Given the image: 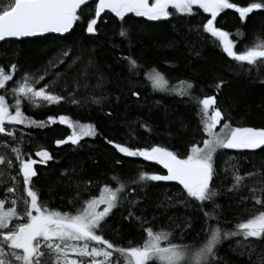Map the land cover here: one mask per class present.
Instances as JSON below:
<instances>
[{
	"label": "snow or ice",
	"instance_id": "6c2138e0",
	"mask_svg": "<svg viewBox=\"0 0 264 264\" xmlns=\"http://www.w3.org/2000/svg\"><path fill=\"white\" fill-rule=\"evenodd\" d=\"M227 10L243 26L234 33L218 20ZM256 15L264 17V0L243 6L235 0H0V42L51 40L55 48L36 71L21 69L18 50L0 58V149L6 150L0 152V264H264V124L238 121V102L225 95L230 81L224 76L240 74L264 88V37L254 30L252 41L237 48ZM132 17L169 25L180 38L169 41V49L183 42L199 60L211 44L230 63L213 68L200 87L194 76L172 85L151 67L144 72L151 90L178 98V104L171 108L157 99L149 105L136 80L143 65L131 52L113 55L103 66L97 57L104 45L101 26L111 28L110 36L104 33L110 49L120 48L117 39L132 44ZM164 63L173 67L171 60ZM62 103L88 113L95 109L123 135H103L95 121L68 115L37 120L24 110ZM179 105L189 107L194 125ZM256 107L264 115V99ZM56 124L71 130L55 140L57 147L81 149L85 138L100 137L119 156L102 161L89 154L38 187L35 166H47L54 156L45 147L34 152L39 159L26 152L31 133L25 130ZM141 131L182 139L184 150L141 145ZM123 158H141L166 171L127 174ZM173 182L179 187H170ZM54 198L64 203L53 206ZM222 201L239 210L233 220L225 219ZM128 230L140 234L138 244L108 238H122Z\"/></svg>",
	"mask_w": 264,
	"mask_h": 264
},
{
	"label": "trees",
	"instance_id": "16d2710c",
	"mask_svg": "<svg viewBox=\"0 0 264 264\" xmlns=\"http://www.w3.org/2000/svg\"><path fill=\"white\" fill-rule=\"evenodd\" d=\"M238 4L243 6L247 0H235ZM206 15V14H205ZM199 20V17L196 18ZM223 24L225 30L230 33H234L237 28L243 27L238 19V14H235L233 10H227L226 14H222V18L218 17ZM182 22V21H180ZM195 22V21H194ZM133 31V42L129 45L127 42L119 39L116 42L120 45L118 50L110 49L107 40L108 36L104 33L107 31L109 36L111 35V28H105L101 26V37L104 41L103 47L98 48L97 57L100 60L101 65H104L105 61L111 62L112 56H118L121 54H128L131 52L141 65V75L136 78L137 83L140 85L139 90L145 95L147 103L153 105L157 99L161 100L165 105H170L171 108H176L178 104V98L167 97L162 93H154L151 90V86L145 79L144 72L150 70L151 67L157 68L165 77L169 80V83L175 85L178 83V79H185L189 76H194L198 81V87L205 86L210 81L209 72L215 68L219 70L221 67L226 66L230 63L229 59L220 51L219 48L213 47L211 44H207L203 48L202 57L199 60H194L190 57L181 45L175 49H169L166 45L173 39H180L176 37L175 33L171 31L169 25L160 23H145L142 18L132 17L129 21ZM264 37V17L256 15L252 20L249 21L248 25L244 27L246 32V38L238 41L237 48H242L245 44L252 41L253 32ZM79 29H77V36ZM235 39V37H233ZM69 39H73L70 37ZM84 43L88 44L90 41L84 39ZM19 51V65L21 69H27L29 71L40 70L55 54L54 43L49 40L40 39H28L23 43L18 41H9L0 43V58L4 56V53L11 50ZM171 60L173 67L169 68L165 65L164 61ZM5 64L4 59H0V65ZM113 69L116 72H121L122 68L113 65ZM61 70L63 66H61ZM51 71V70H50ZM69 75L73 73L68 70ZM224 76L230 81L229 86L225 89V95L235 97L238 106L236 109V115L239 122L247 123L249 126H259L264 124V115L257 109V104L264 99V88L254 86L240 74L233 75L230 72L225 71ZM47 79V77H46ZM11 101V97H8ZM27 115L32 116L34 119H47L49 115L59 116L68 115L71 118L79 119L81 122H88L89 120L95 121L103 135L109 137L119 138L123 135V128H114L110 124L106 123L105 120L93 109L91 113L77 109L74 106L68 104L46 106L39 109L25 107ZM179 112L183 113L186 117L191 120L192 113L187 105H179ZM156 123L163 128V123L158 117H154ZM192 124H195L194 120H191ZM25 131L31 133V139L26 138L24 148L25 151L33 155L34 159H39L34 156V152L39 147L47 148L52 155L54 160L50 161L47 166L36 165L35 167L39 173V179L36 180L37 186L44 188L50 180L55 179L61 168L67 167L70 162L81 160L86 158L89 154L101 158V160H112L115 156H119L118 153H114V150L110 146L105 145L100 137L95 140L91 138H85L81 141V144L85 146L81 149H77L75 146L70 144L57 147L55 140L65 138L66 135L70 134V129L64 125H51L44 129H26ZM139 143H162L166 144L174 150L183 152V140L176 138H169L162 131H157L151 134L140 132ZM6 150L0 149V152ZM125 160L123 172L127 174L134 173L138 169L147 168L149 171H161V169L154 162H145L141 158H123ZM103 167V164H101ZM95 170H93L94 174ZM162 172V171H161ZM13 175L15 173H12ZM170 187L176 188L174 184ZM3 197V189L0 188V198ZM46 198V197H45ZM225 203V219L233 220L234 214H238L239 210L235 208H229L227 202ZM64 202L59 198H54V205L59 206ZM251 208V205H249ZM64 210H67L65 208ZM182 211V210H181ZM235 222V221H233ZM199 223H197V229ZM110 239L121 245H126L127 241L132 240L135 243L140 242V234L135 230H128L124 233L122 238H117L109 235ZM191 242V241H188Z\"/></svg>",
	"mask_w": 264,
	"mask_h": 264
},
{
	"label": "bare ground",
	"instance_id": "6f19581e",
	"mask_svg": "<svg viewBox=\"0 0 264 264\" xmlns=\"http://www.w3.org/2000/svg\"><path fill=\"white\" fill-rule=\"evenodd\" d=\"M63 146V145H62ZM60 147V146H59ZM160 169H161V171L162 172H165V170H163L159 165H157ZM172 184H174V182L172 183Z\"/></svg>",
	"mask_w": 264,
	"mask_h": 264
},
{
	"label": "water",
	"instance_id": "95a60500",
	"mask_svg": "<svg viewBox=\"0 0 264 264\" xmlns=\"http://www.w3.org/2000/svg\"><path fill=\"white\" fill-rule=\"evenodd\" d=\"M1 43V42H0ZM161 168H162V166L161 165H159ZM166 171V170H165Z\"/></svg>",
	"mask_w": 264,
	"mask_h": 264
}]
</instances>
